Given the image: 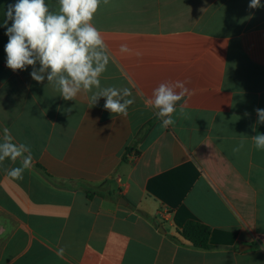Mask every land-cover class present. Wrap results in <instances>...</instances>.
<instances>
[{"label":"crops","instance_id":"1","mask_svg":"<svg viewBox=\"0 0 264 264\" xmlns=\"http://www.w3.org/2000/svg\"><path fill=\"white\" fill-rule=\"evenodd\" d=\"M249 2L101 0L91 23L106 69L64 100L38 59L7 67L16 0H0V144L7 128L33 157L23 179L7 170L28 151L0 161V264H264V150L252 140L264 134V7ZM185 79L192 95L163 128L153 91ZM109 87L134 100L127 116L105 109ZM189 221L211 228V249L180 235Z\"/></svg>","mask_w":264,"mask_h":264},{"label":"clouds","instance_id":"2","mask_svg":"<svg viewBox=\"0 0 264 264\" xmlns=\"http://www.w3.org/2000/svg\"><path fill=\"white\" fill-rule=\"evenodd\" d=\"M103 2L107 4L108 0ZM100 3L101 0H59L58 14L49 12L45 0H16L15 4H9L3 24L6 28L5 35L8 36L5 45L7 67L14 72L23 70L26 66L34 65L38 59L41 64L39 73L50 68L48 80L51 82L58 77L57 84L64 100L75 99L81 84L87 90L91 86L99 87L97 77L105 71L108 55L104 39L91 21ZM248 6L251 9L264 7L260 0H250ZM9 21L11 26H8ZM120 52L130 53L131 49L122 44ZM135 55L140 56L141 53L136 52ZM39 73L34 70L31 76L37 82H42L44 76ZM62 73H67V76ZM189 83L187 79L177 80L174 85L161 84L154 89V99L149 103L159 109L160 117H165L161 127L167 128L175 123L172 114L177 112V103L185 96L192 95V90L186 87ZM176 88L180 91L176 92ZM122 91L124 96L132 95L127 87ZM99 95L107 98L105 109L122 116L128 115V108L134 103L133 99H126L121 103L118 98L120 91L114 87L104 89ZM97 98L95 94L91 97L90 106L95 104ZM179 111L183 113V105ZM256 112L259 122L264 123V109H256ZM4 133L6 142L0 144V161L10 158L15 162L23 152H29L22 167L7 170L10 177L23 179L24 171L33 166L31 149L25 144L11 143L7 128ZM252 140L257 150H264V134H257ZM242 146L243 144L240 145ZM233 151H239V148ZM63 254V248L57 251V256L63 258Z\"/></svg>","mask_w":264,"mask_h":264},{"label":"trees","instance_id":"3","mask_svg":"<svg viewBox=\"0 0 264 264\" xmlns=\"http://www.w3.org/2000/svg\"><path fill=\"white\" fill-rule=\"evenodd\" d=\"M87 196L92 198L93 192H87ZM180 235L198 249H211V228L205 224L189 221L180 231Z\"/></svg>","mask_w":264,"mask_h":264}]
</instances>
